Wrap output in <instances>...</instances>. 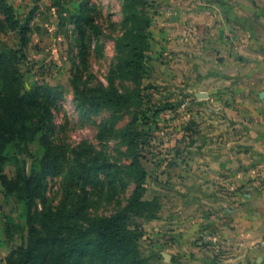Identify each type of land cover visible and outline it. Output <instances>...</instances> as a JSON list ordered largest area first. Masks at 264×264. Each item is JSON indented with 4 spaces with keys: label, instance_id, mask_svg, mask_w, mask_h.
I'll list each match as a JSON object with an SVG mask.
<instances>
[{
    "label": "rangeland",
    "instance_id": "rangeland-1",
    "mask_svg": "<svg viewBox=\"0 0 264 264\" xmlns=\"http://www.w3.org/2000/svg\"><path fill=\"white\" fill-rule=\"evenodd\" d=\"M6 2L27 26L25 35L20 29L0 30V50L12 56L22 93L42 96L51 88L60 98L53 108L55 129L38 133L23 152L10 147L0 175L13 177L19 163L28 174L47 167L43 192L57 205L67 159L71 161L84 145L102 150L126 171L138 159L146 170L141 202L134 201L133 169L125 174V186L118 184L109 194L108 188L95 189L89 212L127 213L134 239L132 257L140 264H178L173 257L188 263V232L194 223L205 231L191 241L199 264L218 254L207 240L209 235L218 237L220 222L215 219L222 216L230 225L240 223V148L259 139L264 144V11H242L240 5L252 6L251 0L234 4L235 11L225 9V16L221 9L208 13L210 0ZM83 14L89 15L90 23H85ZM118 41L133 43L143 53L140 69L116 67L129 50L122 44L118 47ZM110 76L129 98V106L119 112L102 108L83 115L76 90L105 87ZM199 92L207 97H198ZM112 116L113 130L101 142L99 127ZM135 131L141 138L132 149L128 138ZM206 150H214L217 160L221 150L227 151L223 156L227 174L214 177L202 168L211 158ZM59 151L65 160L55 166L50 160ZM41 208L37 198L32 210ZM28 231L26 202L7 197L0 179V264H13L14 252ZM179 239L186 248L181 252L175 245ZM229 245L240 247L234 241ZM163 253L171 255L169 262Z\"/></svg>",
    "mask_w": 264,
    "mask_h": 264
},
{
    "label": "trees",
    "instance_id": "trees-1",
    "mask_svg": "<svg viewBox=\"0 0 264 264\" xmlns=\"http://www.w3.org/2000/svg\"><path fill=\"white\" fill-rule=\"evenodd\" d=\"M130 4L132 0H126ZM0 30L20 29L24 35L26 27L15 18L12 8L6 0H0ZM85 23H90L89 15L83 14ZM128 47V54L120 56L116 67L120 70L137 71L143 53L131 44L117 42ZM38 92L26 95L22 93V79L12 56L0 50V172L10 158L8 150L15 146L22 151L28 148L38 133H49L55 129L53 108L60 98L58 92L46 88L40 96ZM78 110L86 116L105 108L113 112L128 107L130 100L121 93L109 77V84L97 90L81 88L76 90ZM115 117L104 121L99 127L98 139L102 142L113 130ZM140 131L131 133L128 144L132 149L139 145ZM19 150V151H20ZM23 152V151H22ZM63 172L62 196L57 205H53L43 192L42 177L47 167L28 174L25 166L19 163V169L13 177L0 175L7 197L26 202L28 206L29 231L24 242L14 252L13 264H140L132 257L134 239L128 229L129 216L126 212L110 216H97L89 212L94 190L107 194L125 186V174L131 170L137 172V185L134 189L135 202L142 194L146 170L138 159L125 167L112 163L102 150L84 145L76 151ZM56 152L51 164L58 165L65 160ZM19 162V159H17ZM124 174V176H123ZM37 198L42 208L33 211Z\"/></svg>",
    "mask_w": 264,
    "mask_h": 264
},
{
    "label": "crops",
    "instance_id": "crops-1",
    "mask_svg": "<svg viewBox=\"0 0 264 264\" xmlns=\"http://www.w3.org/2000/svg\"><path fill=\"white\" fill-rule=\"evenodd\" d=\"M239 1L210 0L205 9L212 15L221 9L222 15L225 16L227 9L235 11L234 4L239 5ZM262 1L263 4L257 0H251V3L248 4L252 6L246 4L240 6L242 11L246 13L252 11L261 12L264 11V0ZM251 26L254 28V25L251 24ZM253 37L252 41L256 39L255 33H253ZM254 141L257 140L254 139ZM258 142H263V140L259 139ZM258 142L252 143V146L248 148H240V167L238 168V171H240V223L237 226L230 225L222 216L215 219L220 224L218 225V231L216 230L219 240L218 243L214 244L213 252L216 251L218 254L215 253L210 260H205L204 264H264V144ZM204 152L205 155L211 154V158H208L205 161L206 164L202 166L204 170H207V173L214 174V177H216L215 174L228 173L229 165L225 159L223 160L224 155L228 156L226 150L220 151V160L213 158L214 150H206ZM212 204L214 203H209L210 206ZM193 226L194 229L188 232L187 245L189 247L188 252L191 253L189 262L187 263L181 259L176 260V257H173V263L199 264L200 260L197 256H194L195 247L192 246L193 242L191 241L203 236L205 231L200 232L196 223ZM183 241L181 239L176 240L175 245L180 252L186 249L183 247ZM230 241H234L235 244L238 242L240 247L236 245L231 247L229 245ZM257 245L259 246L258 248H256Z\"/></svg>",
    "mask_w": 264,
    "mask_h": 264
},
{
    "label": "water",
    "instance_id": "water-1",
    "mask_svg": "<svg viewBox=\"0 0 264 264\" xmlns=\"http://www.w3.org/2000/svg\"><path fill=\"white\" fill-rule=\"evenodd\" d=\"M197 96L200 98H205L207 97V93L206 92H199L197 93ZM164 259L165 261L169 262L171 260V255L168 253H163Z\"/></svg>",
    "mask_w": 264,
    "mask_h": 264
},
{
    "label": "built area",
    "instance_id": "built-area-1",
    "mask_svg": "<svg viewBox=\"0 0 264 264\" xmlns=\"http://www.w3.org/2000/svg\"><path fill=\"white\" fill-rule=\"evenodd\" d=\"M207 240H208L209 242H211V243L216 244V243L218 242V237H217V235H209V237L207 238ZM260 246H262V245L260 244ZM258 247H259V246L257 245L256 248H258Z\"/></svg>",
    "mask_w": 264,
    "mask_h": 264
}]
</instances>
